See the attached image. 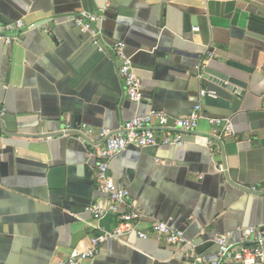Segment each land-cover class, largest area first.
<instances>
[{
  "label": "crops",
  "instance_id": "1",
  "mask_svg": "<svg viewBox=\"0 0 264 264\" xmlns=\"http://www.w3.org/2000/svg\"><path fill=\"white\" fill-rule=\"evenodd\" d=\"M80 12L102 17L94 27L107 43L125 45L140 103L127 97L119 60L74 25ZM17 20L30 30L0 46V264H55L114 229L116 216L85 212L110 206L94 183L95 135L151 110L185 118L200 101L204 118L183 147L130 145L108 169L129 194L120 214L141 215L138 232L160 221L188 244L131 232L83 264H209L219 236L235 243L239 230L264 224V0H0V25ZM228 61L249 69L228 68L247 82L234 113L203 103L196 73ZM206 118L229 119L232 137ZM81 125L83 135H63Z\"/></svg>",
  "mask_w": 264,
  "mask_h": 264
},
{
  "label": "built area",
  "instance_id": "2",
  "mask_svg": "<svg viewBox=\"0 0 264 264\" xmlns=\"http://www.w3.org/2000/svg\"><path fill=\"white\" fill-rule=\"evenodd\" d=\"M101 20L102 17L97 14L80 12L73 19V23L89 35L99 53L109 51L119 60L118 73L123 81L127 97L133 103H140L143 100V87L140 78L135 74L132 59L124 54L123 43H107L104 40L102 32L94 27V24ZM27 30H30V27L26 26L22 20L0 25V46L8 47L16 44ZM192 31L195 32L196 29ZM196 70H202V65L199 64ZM262 73L264 75V68ZM205 93V90H200V99L205 96ZM3 114L4 111L0 113V115ZM203 118L200 101L185 118H171L164 112L151 110L147 115L131 119L116 131L100 129L94 137L95 145L91 153L95 160L94 183L96 190L109 199L110 206L107 211H104L96 205H91L85 208V212L94 219L111 214L116 216L118 223L114 229L104 231L91 239L88 249H74L66 258L60 259L55 264H83L87 260H93L103 243L108 240H120L122 236L131 232H136L140 239L151 236L158 243L169 247L181 248L188 244L181 231L172 229L160 221H153L149 234L138 232L137 222L141 219V215L136 212L120 214V207L125 205L129 194L126 189L115 184L108 169L110 161L130 145L142 149L158 145L183 147L185 144L183 135L193 132L197 122ZM206 120L219 130L218 135L221 139L232 137L233 130L229 119L206 118ZM154 128L164 130L160 140ZM86 129V125H81L76 129L66 127L62 132L63 135L72 131L83 135ZM250 191L256 193L259 190L252 187ZM262 191L264 192V187ZM239 234V239L235 243L229 242L228 234L219 236L216 239L217 259L209 264H264V224L259 227L241 229Z\"/></svg>",
  "mask_w": 264,
  "mask_h": 264
},
{
  "label": "water",
  "instance_id": "3",
  "mask_svg": "<svg viewBox=\"0 0 264 264\" xmlns=\"http://www.w3.org/2000/svg\"><path fill=\"white\" fill-rule=\"evenodd\" d=\"M220 65L217 69L202 66V70H196L201 82L206 87L204 89L206 93L202 101L205 105L231 110L234 113L245 95L247 82L237 78L228 68L248 72L249 69L230 61ZM209 138L216 139L213 136H209Z\"/></svg>",
  "mask_w": 264,
  "mask_h": 264
}]
</instances>
